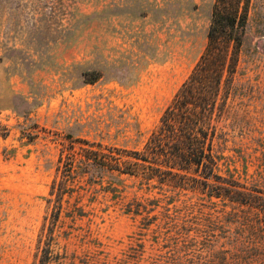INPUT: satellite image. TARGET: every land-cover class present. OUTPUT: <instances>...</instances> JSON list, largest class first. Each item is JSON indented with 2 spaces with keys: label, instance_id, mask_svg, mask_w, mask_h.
Returning a JSON list of instances; mask_svg holds the SVG:
<instances>
[{
  "label": "rangeland",
  "instance_id": "1",
  "mask_svg": "<svg viewBox=\"0 0 264 264\" xmlns=\"http://www.w3.org/2000/svg\"><path fill=\"white\" fill-rule=\"evenodd\" d=\"M212 3L0 0V264L35 263L56 166L86 147L96 152L70 198L85 214L62 208L52 224L63 264H238L257 250L218 198L107 169L114 148L142 146L190 72ZM91 69L100 76L86 82ZM219 125L218 172L264 189V0L249 5Z\"/></svg>",
  "mask_w": 264,
  "mask_h": 264
},
{
  "label": "trees",
  "instance_id": "2",
  "mask_svg": "<svg viewBox=\"0 0 264 264\" xmlns=\"http://www.w3.org/2000/svg\"><path fill=\"white\" fill-rule=\"evenodd\" d=\"M250 3L251 0H213L206 44L190 72L162 110L142 146L114 148L107 169L139 176L147 187L196 188L209 199L218 198L224 206H230L228 213L233 221L256 232L260 242L257 250L238 264H264V189L248 186L232 174H220L219 161L223 153L214 146L215 138L224 132L219 121L224 117L232 90ZM82 74L86 82H92L100 76V71L91 69ZM93 152H96L93 148H82L81 163L57 164L60 177L52 179L49 194L53 196L46 197L47 202L52 203V217L46 226L45 216L34 264H63L66 254L54 249L52 224L62 208H68L65 213L69 215L85 214L83 204L79 203L81 194L75 195L73 201L70 198L80 178H84L85 169H90L87 161ZM140 205L129 202L125 210L138 212ZM89 259L86 258L84 264ZM124 263L125 259L115 262ZM149 264L163 263L154 259Z\"/></svg>",
  "mask_w": 264,
  "mask_h": 264
}]
</instances>
